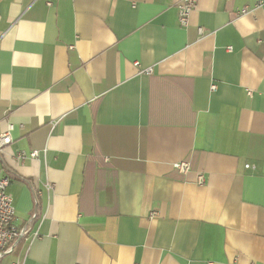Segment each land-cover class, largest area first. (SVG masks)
I'll list each match as a JSON object with an SVG mask.
<instances>
[{
    "label": "crops",
    "instance_id": "0c3cea01",
    "mask_svg": "<svg viewBox=\"0 0 264 264\" xmlns=\"http://www.w3.org/2000/svg\"><path fill=\"white\" fill-rule=\"evenodd\" d=\"M180 1L0 0V264H264V8Z\"/></svg>",
    "mask_w": 264,
    "mask_h": 264
},
{
    "label": "built area",
    "instance_id": "2783aa9c",
    "mask_svg": "<svg viewBox=\"0 0 264 264\" xmlns=\"http://www.w3.org/2000/svg\"><path fill=\"white\" fill-rule=\"evenodd\" d=\"M196 0H181L176 5L177 16H178V24L181 28H185L189 22V16L193 9L195 8ZM50 6V3H47ZM264 8V0H258L253 8H242L239 11V15H245L250 10ZM199 37L204 35L203 29H198ZM230 48H227L229 50ZM146 75L151 73L150 69L144 71ZM214 89V86H211V90ZM247 95L251 96V91H247ZM13 127L11 125L7 126L5 132L0 134V160L3 156L5 149L11 144V132ZM38 156V152H31L28 157L33 159ZM16 159L19 161H24L26 159V155L23 153L16 154ZM173 168L177 170L181 174H186L190 171L189 162H177L173 164ZM9 185V179L7 177L0 178V258L3 256L10 255L14 252L15 248L19 244L21 240H23L29 234V222L26 225L21 227H16L14 222V208L12 205V198L6 192V189ZM197 185H204V178L202 175H198ZM157 213L151 212L149 217H155ZM35 218L33 214L31 219ZM36 234L34 235V237Z\"/></svg>",
    "mask_w": 264,
    "mask_h": 264
}]
</instances>
